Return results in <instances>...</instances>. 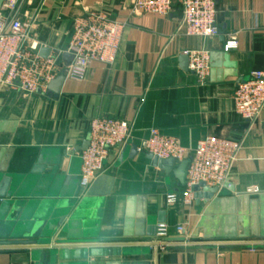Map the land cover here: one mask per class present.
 <instances>
[{
    "label": "crops",
    "instance_id": "0c3cea01",
    "mask_svg": "<svg viewBox=\"0 0 264 264\" xmlns=\"http://www.w3.org/2000/svg\"><path fill=\"white\" fill-rule=\"evenodd\" d=\"M214 1L219 35L201 39L183 35L180 0L173 1L168 16L131 14L129 0H25L23 11L36 16L33 36L44 49L64 51L72 20L89 10L126 26L115 63L94 64L80 82L65 79L56 99L47 92L26 96L0 89V183L8 180L12 195L0 201V209L8 212L16 202L21 204L18 214L30 210L29 219L47 218L64 210L60 193L77 194L78 206L84 198L101 201L100 208L87 203L72 218L75 205L66 216L64 226L73 222L70 237L80 238L71 243H56L67 238L61 226L52 232L50 245H17L10 236L16 214L5 215L0 219V264H33L37 249L56 248L79 257L103 247H130L135 255L56 264H264V111L250 124L235 113L232 102L238 84L253 71L264 72V0ZM231 36L235 48L226 47ZM202 49L210 55L204 85L179 60L185 52ZM96 118L127 122L131 139L112 149L103 171L83 187L81 147ZM151 129L177 139L190 152L210 136L238 142L225 183L232 191L223 185L208 201L167 205L166 195L181 194L183 188L135 149ZM65 151L74 154L64 158ZM59 157L61 167L54 170ZM250 187L259 194L247 195ZM161 224L167 232L163 241L178 243L164 251L152 247ZM180 225L185 236L176 232Z\"/></svg>",
    "mask_w": 264,
    "mask_h": 264
},
{
    "label": "built area",
    "instance_id": "2783aa9c",
    "mask_svg": "<svg viewBox=\"0 0 264 264\" xmlns=\"http://www.w3.org/2000/svg\"><path fill=\"white\" fill-rule=\"evenodd\" d=\"M42 1V0H41ZM174 0H129L131 14H155L168 16ZM25 0H2L0 4V89L9 88L26 96L46 93L48 85L58 76L76 82L82 81L94 64L112 66L116 59L126 24L111 19L99 10H89L71 22V35L64 51L44 49L33 36L36 16L23 11ZM182 19L180 29L185 37L201 39L219 35L216 26L214 0H180ZM236 37L231 36L227 48H235ZM67 55L70 62L63 59ZM188 70L200 85L210 74V55L207 50L185 52ZM235 113L245 122L254 123L264 111V72L253 71L247 81L236 86L232 95ZM131 139L130 125L121 120L96 118L89 124L88 147L80 155V178L87 187L104 169L112 149L121 148ZM240 144L236 141L207 137L199 141L190 152L173 137L149 130L148 137L136 147L138 153L152 155L160 160L172 159L179 163L189 158L186 185L181 194L171 192L165 202L173 206L179 202L191 205L192 188L203 183L207 188L221 189L226 183L232 165L237 159ZM247 195L259 194L257 187L248 188ZM185 236V228H176ZM154 247L164 251L178 243L164 242L167 238L165 225H159ZM187 238V237H185ZM184 238V241L186 240ZM151 247V245L148 244Z\"/></svg>",
    "mask_w": 264,
    "mask_h": 264
},
{
    "label": "water",
    "instance_id": "95a60500",
    "mask_svg": "<svg viewBox=\"0 0 264 264\" xmlns=\"http://www.w3.org/2000/svg\"><path fill=\"white\" fill-rule=\"evenodd\" d=\"M2 0H0L1 4ZM49 53V49H41L39 52V55L41 57H46ZM63 59L67 62H70L72 58L70 56L64 55ZM181 67L182 69L187 68L188 64V58L187 56H182L180 59ZM65 82V77L63 75L58 76L56 79H54L47 87V93H49L54 99H56L60 94L63 87V84ZM89 145L88 140L84 142L82 145V149L85 150ZM136 149V148H135ZM73 152L65 151L62 153L64 158H67L68 156H73ZM63 157H59V161L54 166V170L61 167V163L63 160ZM147 159L152 163L153 167L159 168L165 172V174L168 176L169 174H172L174 179L178 182V185L181 188H184L186 185V174H187V168L190 163V159H184L179 163H175L172 159L167 160H160L152 155H147ZM69 178H66V181H68ZM75 179V178H74ZM65 181V183H66ZM9 181L4 180L0 183V201H3L5 198H10L12 195L11 193L7 192V189L9 187ZM225 188H229V190L232 191L231 187H228V184H224ZM81 190V189H80ZM194 198L196 201L199 199H204L205 201H208L212 199V197L215 194L219 193V189L217 188H207L203 183H200L197 186H194L192 188ZM83 192V188L81 190ZM78 195H73L72 198H69L65 196L63 193H60V198L62 199L59 203L60 211H56V213L47 214V218L44 215H37L30 219L28 218L30 216V210L23 213L22 215L18 214L21 204L20 203H12L13 207L7 212L4 210V206L0 209V219L3 217L8 216L9 214L15 213L16 214V220L18 221L16 224V227L14 228L15 231L11 232L13 233L10 236L14 239H16L18 242H14L17 245H23V246H34V245H43L47 246L50 245L51 241V235L52 232L55 229L60 228V232L62 234H65L67 238H58L56 240L57 244H64V243H71V242H77L79 237H70L71 233L68 231V228L70 225H73V222H67L65 225V218L69 214V212L72 210L73 207L76 208L74 210V213L72 214V218H76L79 216V211L85 207V205L88 203L91 207L95 210L100 208L101 201L99 200H93L89 201L86 198L79 204H77L76 197ZM1 205V204H0ZM91 215V214H90ZM89 215V216H90ZM14 218V219H15ZM51 219H54L51 221ZM47 221H51L49 224H47ZM76 224V223H75ZM74 224V225H75ZM71 228V227H70ZM10 231V230H9ZM78 235V234H77ZM8 236V235H7ZM6 244H8L6 242ZM42 250H47L46 253H42ZM135 251L133 248L130 247H103V248H90L88 251L81 254L79 257H75L73 253L69 254L67 252H58L56 248H45V249H37L33 251V258L32 262L33 264H56V260H59L61 262L66 261H73L75 259L80 260H86L88 257L91 258H121V257H128L135 255ZM58 258V259H57ZM107 264H111V262H106ZM91 264H97L91 263Z\"/></svg>",
    "mask_w": 264,
    "mask_h": 264
}]
</instances>
